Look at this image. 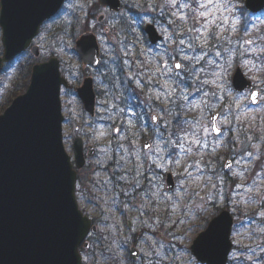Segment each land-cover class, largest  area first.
Returning <instances> with one entry per match:
<instances>
[{"label":"rangeland","instance_id":"1","mask_svg":"<svg viewBox=\"0 0 264 264\" xmlns=\"http://www.w3.org/2000/svg\"><path fill=\"white\" fill-rule=\"evenodd\" d=\"M83 2L84 0H67L60 11V15L44 25L45 30L34 41L40 47V56L36 57L33 53L27 52L14 60L9 67L3 69L0 73V114L4 112L17 95L25 92L26 76L31 71H27V69L30 65L32 67L35 62L47 61L53 55L60 57L61 71L72 84V88L63 89L61 94L62 112L65 117L63 143L67 153L74 161V140L77 137H81L83 140L85 164L78 171L76 197L80 210L90 217L98 227V231L87 238L89 241L88 249H85L83 245L80 247L83 257L82 264H150L149 257L152 256V250L160 243L165 245L164 251H167L168 245L175 246L172 252H168V255L177 256L179 258L178 264H190V262L191 264H201L195 259L191 251L184 252L182 249H190L194 239L207 228L209 222L222 209H229L235 217L231 235L233 250L230 259L237 263L239 260L247 258L253 264H256L258 257H264V251H262L264 249V231H261V228H264V220H261L257 215L260 210L259 200L254 196L257 189L255 185L251 184V180L252 172L256 170L254 165L264 161V139H259L264 137V98H260L257 105H253L249 98L250 91L236 92L232 86L231 79L236 67L240 66L245 76L253 81L256 88V84L264 78V72L257 69L264 67V65L257 62V69L249 71L248 68L243 66V61L253 59L252 56H241L238 51L230 56L229 53L222 51V56L231 59L233 68L226 74V83L222 84L219 89L209 86V90L216 91L221 97L218 102L213 101L215 105L213 114L226 111L229 106H231L234 113L235 109L239 107L240 123L236 125V129L243 130L229 132L224 145L222 147L212 145L210 149L204 151L202 159L205 162L211 160L212 167L217 172H220L221 166L233 158L231 151L233 145L229 141L233 136H238L239 141L244 142L246 135H251L254 138L251 142H238L235 144L237 150L236 158L239 159L240 155L247 151L252 152V156H244L239 164L233 162L232 172L237 173L236 176H233L228 169H223L220 172L224 177L222 185L215 175L211 181L207 180V172L203 178L196 179V174L193 173V178L186 180L183 175H177V173L183 172V167L172 166L170 173L174 176L175 187L181 181H184V187L187 190L178 202L177 197L174 195L175 188L171 192L166 190V174L168 172L162 173L159 181L163 186L161 196L159 197V202L153 205L149 215L154 220H161L163 225H157L155 231L151 232L147 228H141L139 220H137L139 213L136 211L135 206L140 205L141 202L148 203L144 199L143 193L137 192L135 199L121 195L119 200L114 202L115 190L111 186H109L108 190H105L96 182L97 173H99L100 179L105 176L103 165L107 163L110 168L107 156L113 154L112 150L116 147L117 141L113 140L111 136L100 137L99 130L101 126L111 122L99 119L100 116L107 114L97 112V104L94 115L86 112L75 87H78L85 77L93 78L98 95L97 100L104 98L101 93L105 85L110 89L112 87L106 77L108 74L111 77L115 75V73L109 71L113 67L110 61L111 52L109 51L108 54L103 52V41L100 39L101 31L107 37L109 44L114 40L126 41L129 45L135 42L133 51L137 55L143 52L142 58L152 60L153 63L155 62L154 58H158L156 56L158 49L156 45L150 44L147 35L143 31L147 21L141 23L137 20V16L140 15V9L134 7L126 9L124 7L119 13H112L107 9L105 20L99 23L91 15L85 17L84 12L80 11L79 8H68L66 6L68 3L78 4ZM232 3L235 5L234 16L238 19L240 25H247L251 29L252 23H255L264 27V11L251 15L249 12L245 13L243 11L242 0H232ZM125 19H130L133 24L131 33L126 31L130 38L127 37L125 28L121 25ZM92 23H95V28L91 27ZM63 24H68L70 27L68 29H71V32L69 30V33H66L67 35H60L59 27ZM132 29H135L134 33ZM90 30L98 37L102 58L109 60V64L107 66L103 64L101 69H93L84 65L73 52L75 50V39ZM73 33L77 35L74 41ZM53 34L61 37L62 41L57 39L53 42ZM239 34L242 35V29ZM1 35L0 28V48L2 49ZM137 37H142V41L137 40ZM165 44L164 40L157 44L160 46L159 51L161 53ZM116 47L119 50L120 44L117 43ZM224 47L230 48L234 47V45L225 44ZM131 58L135 59L136 57L133 56ZM213 59H215L214 56ZM69 68H71L74 75H69ZM101 73H104V75H101ZM253 75L256 76L255 81L252 79ZM27 82L29 83V79H27ZM259 87L264 89V83H260ZM134 89V85L121 83L113 90V94L117 97L115 103L119 107L125 108L126 111L128 106L124 105V98H132V100L134 98L133 103L139 104L145 97L139 92V89H135V91ZM137 96H139V100H137ZM140 111L141 108L135 112L139 113ZM198 115L199 113L196 112L188 113L187 118L191 119ZM128 118L124 117L125 120ZM207 118V113H205V120ZM231 118L229 116V119ZM116 120L117 124H119V117ZM133 125L134 127L127 131V135L129 140L135 142L138 149L146 141L153 143L151 124L144 127L143 121L133 119ZM218 126L223 127L222 121H218ZM110 140L112 144L108 148L107 154L102 153L101 149L105 148ZM123 143L125 146L128 145L127 140L123 141ZM88 145H92L95 148L94 155L91 158L87 157ZM256 157H260V159L257 160ZM192 159H200V157H182L185 165L190 163ZM213 184H216L215 189L212 187ZM237 184L242 187L237 189ZM144 185L147 187V181H144ZM260 187L264 188V183H261ZM221 189L223 198H221ZM164 192H168L173 197L172 200H166L163 196ZM190 193H199V195H194L190 198ZM126 200H130L133 206L125 209ZM140 219H147V217H140ZM130 220L135 221L133 225L136 228L135 233H132L129 229ZM173 221H176V223H173ZM180 221L183 222L181 223ZM141 232H149L150 235L139 242L135 238L128 239L129 236L139 237ZM131 246H135L140 251V257L136 261L130 258L129 249ZM249 257H252V259H249Z\"/></svg>","mask_w":264,"mask_h":264},{"label":"snow or ice","instance_id":"2","mask_svg":"<svg viewBox=\"0 0 264 264\" xmlns=\"http://www.w3.org/2000/svg\"><path fill=\"white\" fill-rule=\"evenodd\" d=\"M63 2L64 0H54V7L59 8ZM106 2L108 0H99V2L84 0L83 3H68L66 6L79 8L84 12L85 17L91 15L102 22L107 9L101 6ZM124 6L126 9L133 7L140 9L137 20L141 23L147 21L148 25L143 31L151 32L154 36L160 33L166 44L162 53L159 51L160 46L156 45L158 58H154L153 63L152 60L142 58L143 52L137 55L133 51L135 42L129 45L126 41L114 40L109 44L107 37L101 31L103 52L104 54L111 52L110 61L113 67L109 71L115 75L109 81L112 85L111 89L105 85L101 93L104 98L96 101L97 112L107 114L100 116L99 119L111 122L101 126L99 135L105 138L111 136L117 143L112 150L113 154L107 156L110 168L109 164H104L105 176L100 179L97 173L96 182L105 190H108L109 186L115 190L114 202L118 201L121 195L135 199L137 192L143 193L148 203L141 202L140 205L135 206L139 213L137 220L141 228L154 232L157 225H163L161 220H154L149 215L153 205L159 202L161 196L163 186L159 181L162 173H170L172 166H181L183 172L177 175H183L186 180L192 179L193 173L196 174V179L203 178L207 172V180L211 181L215 175L222 185L224 177L220 172L223 169H228L233 176H236L237 173L232 172L233 162L239 164L244 156H252V152L247 151L241 154L239 159L236 158L235 144L251 142L254 138L246 135L244 142L239 141L238 136H233L229 141L233 145L231 149L233 158L221 166L220 172L212 167L211 160L205 162L202 159L204 151L210 149L212 145L222 147L229 132L243 130L236 129V125L240 123L239 107L234 113L229 106L226 111L213 114L215 106L213 101L218 102L221 97L216 91L209 90V86L219 89L226 83L225 76L233 68L231 59L222 56V51L229 53L230 56L237 51L241 56H252L253 59L243 61V66L249 71L257 69V62L264 65V27L255 23H252L251 29L247 25H240L234 16L235 5L232 0H124ZM91 27L95 28V23H92ZM241 29L242 35L239 34ZM132 31L134 33L135 29ZM155 38L159 39L160 36ZM52 39L53 42L57 39L62 41V38L55 34ZM88 40L89 37L85 36L81 46L86 50L93 49L97 55H101V50L96 49L94 43L88 44ZM137 40L142 41V37H137ZM117 43L120 44L119 50L116 47ZM152 43L155 44V40ZM225 44L234 45V47L225 48ZM133 56L136 58L132 59ZM93 62L103 63L105 66L109 64V60L103 58L94 60L90 56L88 63ZM236 70L239 71V68ZM257 70L264 72V67ZM68 72L69 75H74L71 68ZM252 79L255 81L256 76L253 75ZM60 83L65 81L62 80ZM121 83L134 85L135 89H139V92L144 95L145 99L136 105L141 108L139 113H136L133 107H128L126 111L115 103L117 97L113 94V90ZM260 83H264V78L256 84L257 90L249 94L253 104L258 103L260 98H264V89L259 87ZM136 98L139 100V96ZM192 112L199 115L188 119L187 114ZM205 113L208 117L206 120ZM229 116L232 118L229 119ZM117 117H119V124H117ZM124 117L129 118L125 120ZM133 119L143 121L144 127L152 125L153 143L146 142L138 149L135 142L129 140L127 131L134 127ZM217 121H222L223 127L218 126ZM125 140L128 141L127 146L123 143ZM111 144L110 140L101 152L107 154ZM182 157H200V159H192L185 165ZM256 159L259 160L260 157ZM254 167L256 170L252 172L251 184L257 189L254 193L259 200L260 210L257 215L264 220V188L260 187V184L264 183V161ZM144 181H147V187ZM212 187L215 189L216 184ZM241 187L240 184L236 185L237 189ZM172 188L170 184L168 192H171ZM186 191L184 181H181L174 192L177 202ZM168 192H164L163 196L166 200H172L173 197ZM194 195L199 193L189 194L190 198ZM221 198H223L222 189ZM130 206H133L131 201L126 200L125 209ZM145 216L147 219H140ZM134 223L135 221H129V229L132 233L136 232ZM261 231H264V228H261ZM86 235L90 234L86 233ZM149 235V232H141L139 237L129 236L128 239L135 238L139 242ZM215 242V222H213L197 236L195 244L211 252ZM174 247V245H168L167 251H164L165 245L158 244L156 248H153L152 256L149 257L150 264H178L177 256L168 255ZM182 251L190 252L191 249L185 248ZM131 255L135 257L139 253L133 249ZM256 264H264V257H258Z\"/></svg>","mask_w":264,"mask_h":264},{"label":"water","instance_id":"3","mask_svg":"<svg viewBox=\"0 0 264 264\" xmlns=\"http://www.w3.org/2000/svg\"><path fill=\"white\" fill-rule=\"evenodd\" d=\"M64 2L56 8L54 0H0L3 46L0 72L31 47L42 24L58 13ZM102 6L119 12L121 0H108ZM244 6L258 13L264 9V0H244ZM145 33L151 44L163 38L160 33L155 36ZM85 36L89 37L88 44L94 43L96 49L100 47L91 32L77 40L76 50L81 60L89 64L90 56L96 60L100 55L81 46ZM31 50L39 56L38 46H32ZM89 65L97 67L99 64ZM237 68L239 71L235 70L232 77L233 88L237 92L257 90L241 67ZM62 80L65 83H60ZM63 85L70 86L61 75L57 57L36 63L26 91L15 97L0 114V264H82L80 246L89 247L86 233L98 230L80 210L76 197L77 170L84 166L85 154L81 137L74 140V162L64 147ZM77 92L85 110L94 115L96 94L92 78H86ZM94 152L95 148L89 146L87 157H92ZM166 184L167 190L170 184L172 190L175 188L172 173L167 174ZM213 222L216 242L211 252L195 244L197 237L190 247L191 252L201 264H228L233 248L234 218L230 211L223 210L209 224ZM133 249L140 255L138 249L132 247L131 251ZM139 255L131 257L137 260Z\"/></svg>","mask_w":264,"mask_h":264},{"label":"trees","instance_id":"4","mask_svg":"<svg viewBox=\"0 0 264 264\" xmlns=\"http://www.w3.org/2000/svg\"><path fill=\"white\" fill-rule=\"evenodd\" d=\"M243 1V0H242ZM122 4H123V8L125 7L124 6V0H122ZM243 8V11L246 13V10H245V8L244 7H242ZM124 28H125V33H126V31H127V33L128 32H130L131 33V27H132V22H130V19H125L124 21H122V24H121ZM68 28H70L69 26H68V24H63L62 26H60L59 27V31H60V35L62 34V35H67L66 33H69V30H70V32H71V29H68ZM45 30V27H43V29H42V31H44ZM126 33V35H127V37L128 38H130V35L129 34H127ZM57 36V35H56ZM76 36L77 35H75V33H73V35H72V37H73V41H74V39L76 38ZM7 67H9V65H7L6 66V68ZM31 70V65L29 66V68L27 69V71H30ZM29 76H30V74L29 75H27L26 76V78L27 79H29ZM27 79L25 80V88L27 87V85H28V82H27ZM110 79H111V75H107V80L108 81H110ZM19 93V92H18ZM130 99V100H129ZM124 98V105H126V106H128V107H133L134 108V110L135 111H137V110H140V107H136V105H138V103H133V101L135 100L134 98H133V100H132V98ZM240 261V260H239ZM237 262V263H235V262H233V260L232 259H230L229 260V263L228 264H253L251 261H249L247 258L246 259H244L243 258V260H241L240 262Z\"/></svg>","mask_w":264,"mask_h":264},{"label":"flooded vegetation","instance_id":"5","mask_svg":"<svg viewBox=\"0 0 264 264\" xmlns=\"http://www.w3.org/2000/svg\"><path fill=\"white\" fill-rule=\"evenodd\" d=\"M86 66H87V65H86ZM85 78H86V77H85ZM85 78H84V79H85ZM84 79H83V80H84Z\"/></svg>","mask_w":264,"mask_h":264}]
</instances>
